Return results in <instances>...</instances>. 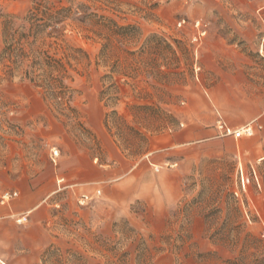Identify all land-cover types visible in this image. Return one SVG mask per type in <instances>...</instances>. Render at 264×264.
<instances>
[{
	"label": "rangeland",
	"instance_id": "374dc122",
	"mask_svg": "<svg viewBox=\"0 0 264 264\" xmlns=\"http://www.w3.org/2000/svg\"><path fill=\"white\" fill-rule=\"evenodd\" d=\"M35 7L58 12L39 44L68 70L59 104L1 58L4 20ZM226 72L264 102V0H0V195L21 192L0 205V264H139L145 246L179 264L236 256L217 233L264 239L263 119L253 136H216L211 87ZM182 129L192 140L169 145Z\"/></svg>",
	"mask_w": 264,
	"mask_h": 264
},
{
	"label": "trees",
	"instance_id": "16d2710c",
	"mask_svg": "<svg viewBox=\"0 0 264 264\" xmlns=\"http://www.w3.org/2000/svg\"><path fill=\"white\" fill-rule=\"evenodd\" d=\"M58 12H43L39 7L33 8L21 19L16 16H8L3 22L4 48L1 53L2 59H8L17 66L26 65L25 75L42 88L56 104L61 103L63 97L70 94V88L65 83L67 69L62 59L50 54L49 50L39 44L40 39L47 27L58 18ZM96 16L94 13L85 15V19L91 20ZM124 30L128 27L118 26ZM71 97L66 103L69 105ZM235 229H239L235 227ZM219 230L224 229L221 227ZM214 237V235H213ZM217 244L224 247H240L234 257L224 258L217 251L192 252L185 256L179 264H264V239L249 232L242 237L238 232L234 237L224 232L217 233L214 237ZM153 249L145 246L138 255L139 264H154L155 256ZM162 249L160 252H164ZM236 250L234 249V252ZM173 252V251H172ZM175 264V263H155Z\"/></svg>",
	"mask_w": 264,
	"mask_h": 264
},
{
	"label": "crops",
	"instance_id": "0c3cea01",
	"mask_svg": "<svg viewBox=\"0 0 264 264\" xmlns=\"http://www.w3.org/2000/svg\"><path fill=\"white\" fill-rule=\"evenodd\" d=\"M248 87L249 86L246 85V80L244 79V75L239 72L236 73L226 72L221 74L219 81L213 87H211V100L213 102V105L220 104L222 107L221 110H217L218 117L216 118L215 121V130L217 137L219 136H218V131L216 129V122L219 119H222L228 125L235 128L244 126L251 121L256 122L259 119H263L261 122L262 123L261 126L264 127V102L259 97L255 95H251L249 91H247ZM213 120L214 118L211 116L210 121ZM207 121H209V119ZM213 130H214L213 128L206 129L205 138L210 136ZM188 135L189 133L185 129L176 132L175 134L172 135L169 145H171L172 147H176V146H182L188 144L192 140ZM228 137H233V136H228ZM62 178L65 180V177L61 176L57 178V181ZM62 183H58V187L55 190V193H58L63 189V187H66V186H62ZM96 189L98 188H94L92 193ZM11 190H16L19 192V196L14 200L18 199L21 195L20 190H18L17 188H13ZM83 193H89V192L83 191L80 193V196ZM36 209H37L36 205H32V206L28 205L17 215L22 216L26 214L29 218V214L35 211ZM43 241H44V246H47L51 244V242L53 241V237L51 235L45 236L43 238Z\"/></svg>",
	"mask_w": 264,
	"mask_h": 264
},
{
	"label": "built area",
	"instance_id": "2783aa9c",
	"mask_svg": "<svg viewBox=\"0 0 264 264\" xmlns=\"http://www.w3.org/2000/svg\"><path fill=\"white\" fill-rule=\"evenodd\" d=\"M186 23V20H181L179 21L178 25L182 26L183 24ZM193 26L197 29V38H201L202 36H205L206 30L202 27L201 21L196 20L193 23ZM256 124L255 121H251L247 123L244 126L235 128L230 125H228L225 121L222 119H219L216 122V129L218 131V136L219 137H228V136H233L235 138H243V137H250L253 136L256 132ZM159 170V167L156 168ZM64 179L58 180V183H62ZM102 194L101 188L96 189L93 193H83L79 197L78 201L80 204L84 205L92 201L94 198L99 197ZM19 196V192L16 190H4L2 194L0 195V204L1 205H6L15 198ZM17 223L22 224L25 223L28 220V216L22 215L21 217L17 218Z\"/></svg>",
	"mask_w": 264,
	"mask_h": 264
}]
</instances>
